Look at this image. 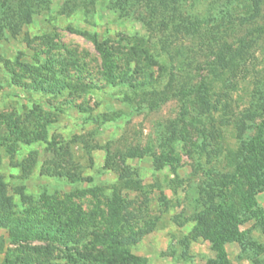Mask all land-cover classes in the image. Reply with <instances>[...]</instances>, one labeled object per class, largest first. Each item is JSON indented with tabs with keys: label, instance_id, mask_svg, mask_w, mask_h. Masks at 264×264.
<instances>
[{
	"label": "rangeland",
	"instance_id": "1",
	"mask_svg": "<svg viewBox=\"0 0 264 264\" xmlns=\"http://www.w3.org/2000/svg\"><path fill=\"white\" fill-rule=\"evenodd\" d=\"M248 1L0 0V264L126 248L132 264H264V0ZM225 44L219 95L181 99Z\"/></svg>",
	"mask_w": 264,
	"mask_h": 264
},
{
	"label": "trees",
	"instance_id": "2",
	"mask_svg": "<svg viewBox=\"0 0 264 264\" xmlns=\"http://www.w3.org/2000/svg\"><path fill=\"white\" fill-rule=\"evenodd\" d=\"M44 1V0H42ZM119 1V0H118ZM249 3L247 5H244L242 11L244 12H249L252 10H254L255 6L257 5L259 0H249ZM254 4V5H253ZM249 8V9H248ZM256 10V9H255ZM21 16H24V13H21ZM264 28V27H263ZM263 28H259L257 31L261 32ZM264 30V29H263ZM1 31V30H0ZM84 35H88V34H84ZM90 39L92 40L94 46L96 47L98 53L100 54V57L104 63L105 66V76L107 78V82L111 83V84H115V79L111 74L110 68H108L107 65V61L109 59V53L107 51V49L104 47V45L99 42L98 38L94 35L91 36ZM230 49L231 46H228V44H225L222 48L218 49L216 55V62L212 61L210 62L208 65L210 66V73H211V77H212V82L211 83H207L206 81H202L201 86L198 89H192L190 91H182L179 92V95H181V99H186V98H191L193 96H196L198 98L201 99V101L203 102H208V97L211 95H215L218 96L219 95V91H216V88H219V82L224 84V82L227 79V75L229 73V66H227L226 63V57L225 54L226 53H230ZM221 85V84H220ZM159 100H163V101H167L168 100V96L166 94L160 95V94H156V98L152 99V106H157L158 105V101ZM260 109L261 111L264 113V100L263 103L260 102ZM193 126V124H191ZM187 131V130H186ZM188 133V132H186ZM185 134H182V138L184 139L183 141H185V139L187 138V136H184ZM256 171V170H255ZM259 177V180L261 181L262 177L264 176V174L261 175H257ZM226 182H220V184H215L216 186H211L210 187V194H209V201L210 204L207 205V211L205 212V214H201L198 216L197 220L198 223L203 227L204 230L208 231L210 228H212V224H211V218L214 215L215 219L219 220L220 216V212L221 209L220 204H218L219 200H217L218 198H221L223 196V192H224V188L226 187ZM112 208V207H111ZM118 208V206L116 207ZM117 211H120V208L117 209ZM120 245L123 243H126V241L121 240L119 241ZM118 244V242H117ZM1 250V248H0ZM113 252V258L115 261H113V263L115 264H132L133 262H137L138 259L136 257H133L130 253L129 250L126 248V250H124L123 253L118 254L116 253L115 250H112ZM25 264H34L33 262L27 260L25 262Z\"/></svg>",
	"mask_w": 264,
	"mask_h": 264
}]
</instances>
